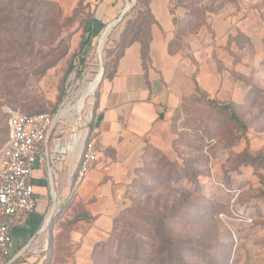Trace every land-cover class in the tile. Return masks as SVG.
I'll list each match as a JSON object with an SVG mask.
<instances>
[{
	"label": "rangeland",
	"instance_id": "rangeland-1",
	"mask_svg": "<svg viewBox=\"0 0 264 264\" xmlns=\"http://www.w3.org/2000/svg\"><path fill=\"white\" fill-rule=\"evenodd\" d=\"M49 1L60 6V12L52 18V28H46L47 17L41 15L36 19L35 33L31 32L36 12L28 13V3L16 12L19 21L12 18V22L0 24V148L7 139V108L25 113H56L75 103L79 91L99 70L95 49L102 30L79 52L87 34V21L92 17L106 25L119 16L125 4V0ZM198 2L175 0L172 7L178 28L191 20L188 31L199 35L192 45L199 49L195 50L197 61L181 38L172 46L176 53L188 58L181 70L184 77L180 85L185 94L181 106L157 129L162 147L148 150L142 167L129 174L125 197L121 189L110 204L92 206L95 210L106 209L108 214H105L111 216L125 205L129 208L125 212L127 220L126 214L117 219L113 225L117 230L109 237L105 234L110 226H100L102 245L95 248L92 262L88 253L81 252L79 261L83 264H165L164 253L158 252L157 237L147 226L132 221V217L138 215L137 203L147 194L143 185L148 187L151 199L167 193L169 202L174 203L181 195H189L186 216L175 221L170 219L172 230L167 237L170 236L171 247L182 254L181 260L173 264H264V0ZM35 3L40 5L39 0ZM206 10L209 14L206 13L208 20L204 22ZM124 15L112 27L104 43L103 68L106 58L114 59L121 51L122 31L129 18ZM0 17L6 18L7 14L2 12ZM79 57L84 58L82 65ZM71 61L73 68L68 69ZM196 66L200 67V85L209 93L194 87L188 91L187 75L192 74ZM80 68L81 71H77ZM98 86L84 99L76 114L68 111L72 115H69L64 136L77 125L79 116V129L83 123L89 124ZM224 104L229 108L223 109ZM230 112H234L239 121L233 119ZM65 158L61 156L52 167L65 172L68 167ZM43 176L47 180V171ZM87 176L88 173L84 179ZM40 177L42 174L35 168L33 178ZM37 196L41 205L44 190L37 188ZM51 196L47 186L49 199L44 217L49 213ZM75 209L56 221L57 227L61 228L72 218L85 217L83 213L76 216ZM27 216L18 227H22ZM46 227L25 239L11 232V260L19 256L23 260L20 264H43L47 242L40 244L41 238L37 236L47 241ZM84 228L87 225L83 223Z\"/></svg>",
	"mask_w": 264,
	"mask_h": 264
},
{
	"label": "crops",
	"instance_id": "crops-1",
	"mask_svg": "<svg viewBox=\"0 0 264 264\" xmlns=\"http://www.w3.org/2000/svg\"><path fill=\"white\" fill-rule=\"evenodd\" d=\"M172 3L173 0L148 1L149 11L155 23L150 28L151 39L148 45L147 63L143 64L141 59L139 42H132L124 47L113 74L103 77L99 82L94 100L93 128L89 131L87 125V136L95 143L97 160L93 164L91 163L87 179L82 180L74 193L76 199L84 203L87 212L85 217L88 218L78 219L75 227L69 232V241L66 245L70 248L72 257L63 264H83L79 261L81 252L88 253L87 257L91 262L93 245L104 240L99 237L102 233L100 226L108 224L111 229L112 219L122 209L111 216V214L107 215L106 209L95 210L92 206L103 203L110 204L109 201H115L119 196L117 192L121 189L122 196L125 197L124 191L129 183V174L135 172V169L140 166L142 154L147 145L162 147L157 129L169 119L185 95L182 94L180 81L184 77L181 71L183 63L188 58L180 53L168 51V44L173 38L175 28L173 23L175 15L170 10ZM175 12L177 13V11ZM211 27L213 28L212 25ZM197 36H199L198 33L184 37V42L195 61H197L194 57L195 50L199 49L192 45ZM196 53L198 52L196 51ZM199 69L200 67L196 66L194 72L187 75L189 92L193 87L192 75L199 87L207 92L200 85ZM76 119L77 123L80 122L81 116ZM80 132L84 133V129H80ZM64 134L62 138L67 140L68 136H64ZM65 157L68 163L65 172L62 169L55 170L53 167L50 171L54 175L53 182H51L46 164L36 166L42 177L40 179L33 178L36 199L34 211L44 214L49 199L46 197L47 186L50 192L53 187L55 190H60V192L56 190L58 205L63 202L69 194V190L72 189L77 158L72 152L67 153ZM46 171L48 178L44 180L43 175ZM60 178L62 179L60 180ZM37 188L43 189L45 192L41 205L37 200ZM121 203L123 204V202ZM46 216L45 220H47ZM83 223L87 225V228L82 229ZM18 226L20 225H16V227ZM40 228L37 232L43 231ZM107 235L105 234L106 237ZM39 237L41 238L40 244L47 242L43 236H37L38 239ZM9 250L11 251L10 247ZM41 254L42 252L38 254V257Z\"/></svg>",
	"mask_w": 264,
	"mask_h": 264
},
{
	"label": "trees",
	"instance_id": "trees-1",
	"mask_svg": "<svg viewBox=\"0 0 264 264\" xmlns=\"http://www.w3.org/2000/svg\"><path fill=\"white\" fill-rule=\"evenodd\" d=\"M148 1L149 0H132L131 6L128 9L129 11L126 12L124 15V16L128 15L129 18L125 21V26L122 31L123 44H122L121 51L118 53V55L114 59L110 57L105 59L103 63L104 72H105L103 77H108V76H111V74H113L117 60L122 55L124 47H126L132 42H139L141 46V59L143 61V64L147 63L148 45L151 39L150 28L155 23V20L153 19L149 11ZM202 1L203 0H199L198 3H201ZM174 2L175 0H173V3ZM27 3L29 4V7L27 8L28 13L34 14V12H36L35 19L32 21V27H31L32 31L31 32L35 33L36 19L40 17L41 15H43L45 19L47 17V27L46 28L47 29L52 28L53 26L52 18L58 15L57 13L60 12V6L56 2L49 1V0H39L40 5L36 4L35 0H0V13L2 12L6 13L7 14L6 18L9 19V20H5L6 18L0 19V24H4V22L6 21H11L10 19L12 18L19 21L20 20L19 15H17L16 12L24 9ZM173 3L170 9L172 13H173V9H172ZM208 11H211V10H208ZM206 13H207V10L204 12V14L202 13L204 15V18L202 19V21L204 22L207 20ZM15 20L13 24L17 26V23L15 22ZM190 21L191 20L187 21L184 27L179 29L178 20L174 16L173 23H174L175 28H174L173 38L168 44V51L170 53H175L174 49L172 48L175 40L179 41V38H181L182 41H184V37L186 35L191 34V32L188 31V26L190 24ZM204 25L205 24L201 26H204ZM14 26L11 28L12 30ZM104 27H105L104 23L91 17L85 25V32H87V34L83 37L80 43L79 52H82V50H84L86 46L90 45L92 38L96 36L101 30H103ZM78 61L80 65H82L84 63V58L79 57ZM72 68H73V63L71 61L68 66V69H72ZM77 71L80 72L81 68L78 69ZM192 83H193L194 88L196 89L199 88L201 91L205 92L199 87L195 78H193ZM208 102L215 104V101L212 99H208ZM179 106H181V103L179 104ZM179 106L177 108H179ZM221 107L223 109H228L229 105L224 104ZM36 113H43V111H35V112H29V113L27 112L25 114H36ZM3 114L4 116L7 117V115L4 112ZM230 115L233 119H235L236 121H239V118L234 112H230ZM93 124H94V107H93V115L91 116V121L88 124L89 131L93 128ZM6 133H7V138H8L7 119H6ZM158 148L159 147L154 146V145L146 146L142 154L141 164L138 168L135 169V173L137 172L139 168L142 167L143 162L145 160L146 152L152 149L159 150ZM143 187L145 188L144 191L147 189L145 191L147 194L141 203L140 202L137 203L136 210H137L138 215L133 216L132 221L135 220V222L141 223L142 226L143 225L147 226V228L150 231H152L151 233L157 237V239L159 240L158 252L160 251L161 254L164 253L165 256L164 258H162V261L165 262V264H173L175 260L180 261L182 258V254H180L181 252L178 249L171 247L172 241L170 242V239H169L170 236L167 237V235L169 233V230H172L170 219L175 221L177 220L178 217L186 216V210L188 209L187 205L189 206V203H188L189 195L187 196L181 195L180 200H176L173 203V202H169V194L167 193L158 194L156 198L151 199V196L149 194L150 191L148 187H146V185H143ZM126 190H127V187L125 188L124 193L126 192ZM75 207H77V209H75ZM128 208L129 207L125 205L117 213V215H115V217L112 219L111 229L108 233L109 236L111 233L117 230L113 226L114 222L117 219H120L124 214H126L125 212L127 211ZM66 209H67V212L64 213ZM73 209H75L74 214L76 216H79L82 213L87 214L84 208V203H81V201L77 200L75 197V194L71 190L69 194H67L63 202L59 204L58 208L56 209L53 216L51 217L49 224L47 225L48 227H46L49 234H48V240H47V247L44 252L45 261L43 262V264H63L67 262V260L70 257H72V252L71 250H69L70 248L66 245V243L69 241V232L75 227L77 220L80 218L78 219L72 218V220L67 221L66 224H62L61 228L57 227L56 221L58 222L61 219H63V217L67 216V214L73 211ZM143 212H147L148 215L145 216ZM44 214H45V211H44ZM44 214H40L35 211L29 213L22 227L14 226L13 228H11L10 233L11 232L19 233L18 235L19 239H22V238L25 239V238L31 237L32 235H34V233L37 232V230L42 225L43 220L45 218ZM127 214H126V220H127ZM87 218H88L87 216L84 217V219H87ZM61 241L63 242L61 243ZM101 241L102 240L98 241L92 247L91 262L93 261L95 248H99L100 245H102ZM63 243H64V247H63ZM8 260L9 261L11 260V256L7 257V261ZM20 261L23 262V260H21L18 256L13 261L11 260L9 264H20L21 263Z\"/></svg>",
	"mask_w": 264,
	"mask_h": 264
},
{
	"label": "built area",
	"instance_id": "built-area-1",
	"mask_svg": "<svg viewBox=\"0 0 264 264\" xmlns=\"http://www.w3.org/2000/svg\"><path fill=\"white\" fill-rule=\"evenodd\" d=\"M64 109L36 114L5 110L8 138L0 148V264L11 261H7L11 228L19 225L21 219L36 207L33 182L36 166L46 164L50 174L54 162L61 156L70 152L75 154L77 168L71 189L75 193L91 163L97 160L95 143L87 136V123L80 126L84 133L80 132L77 123L70 128L68 139L63 140L71 116L69 112L64 113Z\"/></svg>",
	"mask_w": 264,
	"mask_h": 264
},
{
	"label": "bare ground",
	"instance_id": "bare-ground-1",
	"mask_svg": "<svg viewBox=\"0 0 264 264\" xmlns=\"http://www.w3.org/2000/svg\"><path fill=\"white\" fill-rule=\"evenodd\" d=\"M109 23H107V24H109ZM107 36H108V29H106L104 31V28H103V30H102L101 34L99 35L97 42H96V49H95L96 55L98 54V52H102V49H103V46H104V43L106 41ZM98 79H99V70H98L97 74L95 75V77L93 79L87 81L85 86L79 91L78 99L75 101V103L72 106H65V109L63 110L64 113L71 111V112H73V114H76V112L82 107L84 99L86 97H88V95L91 94L95 90V88L97 87ZM69 114H70V112H69ZM71 115H72V113H71ZM72 145L73 144L70 145V148H72ZM53 176L54 175L52 173H50L51 182H53V179H52ZM51 195L54 198L53 203L56 204L57 203V192H56L54 187L51 190ZM50 210H51V206H50ZM50 210H49V213H50ZM49 213L46 216L47 220H48ZM47 220H46V222H47ZM42 230H44V229H42Z\"/></svg>",
	"mask_w": 264,
	"mask_h": 264
},
{
	"label": "water",
	"instance_id": "water-1",
	"mask_svg": "<svg viewBox=\"0 0 264 264\" xmlns=\"http://www.w3.org/2000/svg\"><path fill=\"white\" fill-rule=\"evenodd\" d=\"M130 6H131V2L129 0H125L124 7L122 8L119 16L116 19H114L113 21H111L109 24L105 25L104 31L106 29H108V34H109V32L111 31L112 27L122 18V16L125 14V12L129 9ZM97 59H98V67H99V79H98V82H97V85H98L99 82L102 80L103 74H104V68L102 66V59H101V52H98ZM51 200H52L51 210H50L47 222L50 220V217H51L53 211L57 207V203L56 204L53 203L54 202V198L53 197L51 198ZM47 222H46L45 219L43 220V223H42V226H41L40 230L43 229L44 227H46Z\"/></svg>",
	"mask_w": 264,
	"mask_h": 264
}]
</instances>
